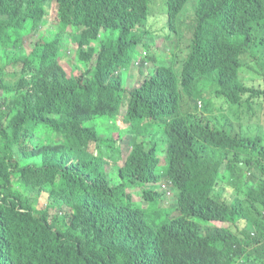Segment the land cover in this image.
Segmentation results:
<instances>
[{"label": "trees", "instance_id": "obj_1", "mask_svg": "<svg viewBox=\"0 0 264 264\" xmlns=\"http://www.w3.org/2000/svg\"><path fill=\"white\" fill-rule=\"evenodd\" d=\"M43 1L30 26L46 19L49 7ZM55 1L60 34L78 32V61L96 57L98 67L92 79L73 76L61 67L60 36L28 52L25 33L30 30H0V77L17 81L9 65L35 67L22 77L31 86L21 79L16 88L2 87L7 95L0 98V264L261 263L262 215L252 232L240 231L246 246L235 241L232 226L216 225L247 217L240 198L228 202L216 189L223 181L242 191L229 154H252L255 140L234 138L226 127L198 117V100L205 94L197 86L214 78L208 100L264 105V73L263 86L256 87L244 85L240 76L254 27L264 22V0H198L179 75L154 56V71L130 90L117 70L135 66L137 49H151L153 0ZM188 1L165 0L167 16H179ZM26 3L0 0V19ZM155 27L163 31L160 20ZM109 31L114 36L105 38ZM72 92L78 96L69 102ZM257 137L258 159L246 164L255 162L264 177V130ZM123 141L130 149L120 165ZM13 173L18 193L9 179ZM156 178L175 187L176 216L157 201L135 200L136 190ZM253 185L249 198L264 208V180L254 177ZM43 191L49 193L50 208L69 210L62 228L50 221L48 209L29 203ZM68 228H74V240L60 231Z\"/></svg>", "mask_w": 264, "mask_h": 264}, {"label": "rangeland", "instance_id": "obj_2", "mask_svg": "<svg viewBox=\"0 0 264 264\" xmlns=\"http://www.w3.org/2000/svg\"><path fill=\"white\" fill-rule=\"evenodd\" d=\"M197 1L198 0H189L184 8V11H182L179 16L172 18L167 16L165 0H153V2L150 3L152 16L150 18L148 30L151 35L147 42L150 44L151 49H137L134 57L136 61L135 66L130 69L127 68L123 71L117 70V74H121L125 79L128 90L141 85L145 77L148 76L146 74L150 71H154L156 63L154 60H151L154 56L158 57V63L160 65L171 66L174 73L179 75L181 65L186 60L193 38L196 18L195 7ZM24 2H27L26 5L17 9L7 19H0L4 20L0 23V30L9 31V28L12 26L19 27L23 31L30 30V33H25V51L28 52H32L35 48L40 46L43 47L46 42H50L56 36H60L63 41L61 45L62 69L64 71H71L73 76L85 74L86 77L88 76V79H92L93 72H95L98 67L97 58L95 57L92 61L87 63L78 61L76 57L77 43L79 42V39L77 38L78 32L73 33L71 36H62L60 34L62 25L60 24L58 18L57 2L55 0L43 1L44 4L49 7L46 19L42 20V23L37 22L34 26H30L28 22L30 18L36 17L39 0H12V5ZM158 20H160L163 28V31L161 32L155 27ZM113 36L114 32L109 31L105 38H111ZM101 42L102 41H100L97 46L98 51L100 50ZM248 45L249 48L246 50L241 59L242 67L240 70V76L244 85L248 87L263 86L264 22L255 25L253 42ZM142 63L145 64L142 65ZM2 67L3 59L0 56V68ZM34 70V66L17 68L14 65H9L7 68L8 73H15L14 77L19 75V78L15 82L13 79L12 82H10L4 81L3 78L0 77V98L7 95L2 87L8 86L16 88L19 80L21 79L24 80L25 86H31L26 82L29 78L22 77L27 73H33ZM214 82V78H211L200 81L197 86L198 90L205 94L203 99L198 100V117L211 121L215 128L226 127L231 131L234 138L239 139L249 137L255 140L252 154L245 155L233 152L229 154V158L233 159V164L238 168V181L242 191L237 193V187H234L233 182L229 183L223 181L219 182V186L216 189V195L228 202H234L236 198H240L242 200L243 206L247 212L246 218L235 219L234 225H232V223H228V225L216 223V225L224 228H230L232 226L233 228H231V232L234 235L233 237L235 241L241 243L243 246H246L247 240L242 237L240 231L247 230L252 232L254 223L261 215L264 217V214H262L264 208L262 206L258 207V205H256V203L249 198V194L254 186V177H258V183L264 180V177L261 176V171L255 166V162L253 167L246 164L247 160L258 159L259 140L257 134L264 130V105L261 104L260 101L251 102V107L249 108L245 104L228 101L226 98L220 99L214 97L211 100H208L210 98L208 96L210 86ZM15 94L16 93L14 92L12 96L14 97ZM77 96L78 92H72L66 96V99L69 102H73ZM209 102H211V104L207 105ZM133 106L134 103L131 101L127 107L130 109ZM124 112H126V110H124ZM128 140H130V137H128ZM129 149L130 148L127 146L125 141H123L121 161L119 163L120 165L124 164ZM35 165H40V161H36ZM110 168L111 173L116 175V172H118L117 166L113 165ZM9 179L10 182L14 183L15 188L13 191L16 193L20 192L21 187L16 186V182L18 181L17 175L13 173ZM174 189L169 182L165 183L164 181L156 178L154 181L145 183L143 185V191L140 192V189H137L134 194V198L135 200H141V198H143V202L145 203L157 201L159 207L173 211V208L175 207L174 203L176 201V189L175 191ZM29 203L34 204L35 208L39 210L48 209L50 221L54 222L59 228L63 227V216L66 214V211L69 210L66 208H50L51 205L48 192L43 191L40 197L29 200ZM170 215L176 216L177 212L173 211ZM162 222L160 223V226L162 225ZM68 223L69 219L67 218L64 221V225L67 226ZM60 231H63L67 237L74 240V228H68ZM258 264H264V260Z\"/></svg>", "mask_w": 264, "mask_h": 264}]
</instances>
